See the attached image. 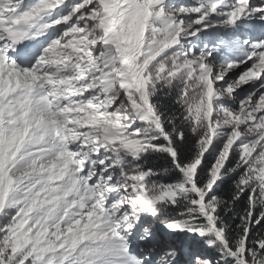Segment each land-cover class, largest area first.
<instances>
[{
    "label": "rangeland",
    "instance_id": "1",
    "mask_svg": "<svg viewBox=\"0 0 264 264\" xmlns=\"http://www.w3.org/2000/svg\"><path fill=\"white\" fill-rule=\"evenodd\" d=\"M160 80L209 130L211 186L239 152L264 200V0H0V264H225L213 227L159 219L186 187L149 196L133 165Z\"/></svg>",
    "mask_w": 264,
    "mask_h": 264
},
{
    "label": "trees",
    "instance_id": "2",
    "mask_svg": "<svg viewBox=\"0 0 264 264\" xmlns=\"http://www.w3.org/2000/svg\"><path fill=\"white\" fill-rule=\"evenodd\" d=\"M164 57H159L153 66ZM150 105L160 124L151 134V148L133 165L146 175L149 196L174 187L185 186L188 190L185 198L158 206L159 219L184 223L193 229L213 227L217 234L201 243L213 244L217 253L212 254L225 257V264H236L231 255L240 257L245 264H264V200L255 182L248 181L240 153H230L219 181L211 186L218 150L213 145L206 151L209 130L200 128L189 115L177 87L165 86L160 80ZM193 167L195 173L190 176Z\"/></svg>",
    "mask_w": 264,
    "mask_h": 264
},
{
    "label": "bare ground",
    "instance_id": "3",
    "mask_svg": "<svg viewBox=\"0 0 264 264\" xmlns=\"http://www.w3.org/2000/svg\"><path fill=\"white\" fill-rule=\"evenodd\" d=\"M113 4H114V1H113ZM115 6H116V1H115ZM115 6H112V14L113 12L115 11ZM111 14V15H112ZM38 20H32V21H29L28 24H27V27H28V30L30 31H33L35 30L36 28H38ZM38 30V29H36ZM47 33V27L46 29H44L43 31H41V33H35L36 37H34L32 40H28V37L31 35V33H28L27 35L25 34H18V36L15 37V46H16V51L21 55V57L24 59L26 56L24 55V52L27 48V45L32 42V41H35L36 38H41L43 39L44 38V35ZM12 35V34H11ZM14 35V34H13ZM17 35V34H16ZM40 35V36H39ZM36 43V42H35ZM38 45V44H37ZM37 47V46H36ZM121 48L123 50L124 47L121 46Z\"/></svg>",
    "mask_w": 264,
    "mask_h": 264
},
{
    "label": "water",
    "instance_id": "4",
    "mask_svg": "<svg viewBox=\"0 0 264 264\" xmlns=\"http://www.w3.org/2000/svg\"><path fill=\"white\" fill-rule=\"evenodd\" d=\"M114 35H115V37L117 38L116 34H114ZM118 41H119V39H118ZM121 46H123V45L120 43V47H121ZM121 50L123 51L124 55L126 56L125 50H123L122 48H121ZM197 193H198V192H197Z\"/></svg>",
    "mask_w": 264,
    "mask_h": 264
}]
</instances>
